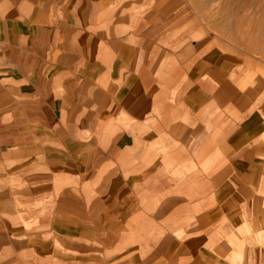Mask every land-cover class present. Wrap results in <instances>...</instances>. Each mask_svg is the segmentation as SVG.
Wrapping results in <instances>:
<instances>
[{
    "label": "crops",
    "instance_id": "0c3cea01",
    "mask_svg": "<svg viewBox=\"0 0 264 264\" xmlns=\"http://www.w3.org/2000/svg\"><path fill=\"white\" fill-rule=\"evenodd\" d=\"M165 0H0V264H264V72Z\"/></svg>",
    "mask_w": 264,
    "mask_h": 264
},
{
    "label": "rangeland",
    "instance_id": "374dc122",
    "mask_svg": "<svg viewBox=\"0 0 264 264\" xmlns=\"http://www.w3.org/2000/svg\"><path fill=\"white\" fill-rule=\"evenodd\" d=\"M147 3L155 0H144ZM181 14L173 31L184 40L220 49L240 48L256 60L251 69L264 72V0H165Z\"/></svg>",
    "mask_w": 264,
    "mask_h": 264
}]
</instances>
